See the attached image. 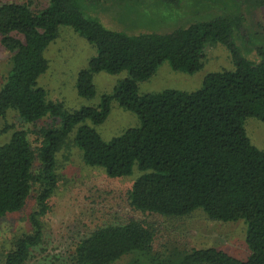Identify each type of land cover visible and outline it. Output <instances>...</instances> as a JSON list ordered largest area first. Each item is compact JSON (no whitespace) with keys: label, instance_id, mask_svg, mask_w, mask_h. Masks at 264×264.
Masks as SVG:
<instances>
[{"label":"trees","instance_id":"1","mask_svg":"<svg viewBox=\"0 0 264 264\" xmlns=\"http://www.w3.org/2000/svg\"><path fill=\"white\" fill-rule=\"evenodd\" d=\"M104 1L49 0L39 11L26 4L0 6L1 42L11 54L0 89V121L10 112L28 124L53 120L51 127L36 132L41 139L37 151L27 130H14L10 141L0 145V218L20 212L33 186L40 188L31 233L14 240L0 264H27L42 243V218L50 212L59 182L57 155L71 136L85 164L109 177H128L135 169L142 173L128 192L135 211L180 218L202 210L213 221L245 220L250 250L246 261L216 248L157 251V231L131 220L81 239L72 264H115L123 258H129L125 264H264V151L252 144L245 129L248 118L264 122V44L256 48L255 60L241 56L235 41L244 28L243 16L215 18L166 34L113 31L82 12L83 2ZM61 26L97 48V56L79 73V96L96 97L94 77L101 72L129 73L98 107L69 112L62 102L49 101L39 86L49 69L45 54ZM218 44L231 52L234 70L210 73L192 93L165 90L140 96L139 84L165 62L174 71L195 74L204 67L207 46ZM113 102L135 113L140 126L105 141L86 123H105ZM37 162L40 170L34 173Z\"/></svg>","mask_w":264,"mask_h":264},{"label":"rangeland","instance_id":"2","mask_svg":"<svg viewBox=\"0 0 264 264\" xmlns=\"http://www.w3.org/2000/svg\"><path fill=\"white\" fill-rule=\"evenodd\" d=\"M8 3L26 4L39 11L48 6L49 0H0V6ZM82 12L87 17L98 19L107 29L129 35L166 34L215 18L243 16L244 28L235 41L241 56L255 60L258 58L256 48L264 44V0H180L178 5L162 0H105L101 4L83 2ZM247 38L250 41L244 42ZM1 39L0 36V89L6 80L11 59ZM45 56L49 69L39 79V86L47 92L49 101L62 102L69 112L98 107L104 95L113 94L118 83L129 77L127 71L117 75L101 72L94 77L96 97L86 99L79 96V73L97 56V48L70 27L59 28L58 37ZM234 69L232 54L225 45L207 46L204 67L200 71L195 74L177 72L169 62H165L151 79L139 84V94L144 96L165 90L192 93L202 88L210 73ZM86 124L95 128L103 140L111 141L127 129L139 127L140 120L135 113L113 102L105 123L98 126L91 122ZM52 125V119L28 124L10 112L5 120L0 121V145L10 141L14 130H27L33 149L37 151L41 139L36 132ZM8 126L12 129H7ZM245 129L252 144L264 151V122L248 118ZM73 138L71 136L57 155L58 186L50 199V212L42 218V243L33 249L27 264H72L73 253L81 239L98 228L131 220L140 221L157 231V251L216 248L238 260H248L250 250L246 242L248 225L245 220L213 221L202 210L180 218L135 211L129 204L128 192L142 173L135 169L128 177H109L103 169L85 164ZM39 170L37 162L34 173ZM39 191L40 188L34 185L26 206L20 212L0 218V260L10 251L14 240L31 233L30 217L37 209ZM128 261L129 258H123L115 264Z\"/></svg>","mask_w":264,"mask_h":264}]
</instances>
